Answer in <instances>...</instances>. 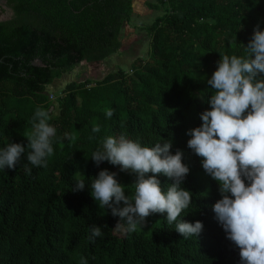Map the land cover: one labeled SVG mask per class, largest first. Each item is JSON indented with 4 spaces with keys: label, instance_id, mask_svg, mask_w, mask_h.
I'll use <instances>...</instances> for the list:
<instances>
[{
    "label": "trees",
    "instance_id": "trees-1",
    "mask_svg": "<svg viewBox=\"0 0 264 264\" xmlns=\"http://www.w3.org/2000/svg\"><path fill=\"white\" fill-rule=\"evenodd\" d=\"M4 1L13 17L0 22V147L27 146L37 107L49 112L57 133L47 167L28 164L26 148L20 163L0 171V264H80L81 257L88 264H242L239 248L214 218L218 184L187 147L186 131L209 108L207 80L220 57L244 55L254 28H264V0H157L149 7L165 10L148 29L149 60L93 87L69 84L58 114L47 88L78 65L102 63L120 51L133 1ZM97 124L101 131L92 133ZM121 135L149 147L170 140L171 154L183 153L190 171L182 187L192 202L181 217L202 222L197 237H181L161 213L135 231L115 233L119 217L93 200L92 179L102 169L114 171L132 195L136 177L107 161L97 165L91 154L105 137ZM157 178L166 191L172 181ZM80 180L85 188L74 190ZM94 225L104 234L90 241Z\"/></svg>",
    "mask_w": 264,
    "mask_h": 264
},
{
    "label": "clouds",
    "instance_id": "clouds-1",
    "mask_svg": "<svg viewBox=\"0 0 264 264\" xmlns=\"http://www.w3.org/2000/svg\"><path fill=\"white\" fill-rule=\"evenodd\" d=\"M207 83L213 90L209 108L200 113L201 124L186 131L187 147L202 158V169L218 184L221 198L212 205L214 218L239 248L242 264H264V28H254L244 55L220 57ZM105 115L111 118L114 111L109 109ZM51 118L47 110L37 107L27 146L9 142L0 147V171L20 163L26 148L28 164L47 167L57 133ZM91 131L99 133L101 128L97 124ZM171 146L170 140L149 147L123 135L107 136L92 152L97 165L107 161L135 174L132 195L125 194L117 173L108 169L100 170L90 185L93 200L119 217L117 224H125L128 231L144 227L145 218L153 213L165 214L168 224L175 222L181 237H197L203 230L201 221L181 217L192 202L191 192L182 187L190 169L182 162L180 150L171 154ZM148 173L152 175L146 177ZM157 174L172 181L166 191ZM85 185L84 180L76 181L74 190ZM103 234L102 227L94 225L89 240ZM80 264L88 260L81 257Z\"/></svg>",
    "mask_w": 264,
    "mask_h": 264
},
{
    "label": "rangeland",
    "instance_id": "rangeland-1",
    "mask_svg": "<svg viewBox=\"0 0 264 264\" xmlns=\"http://www.w3.org/2000/svg\"><path fill=\"white\" fill-rule=\"evenodd\" d=\"M133 11L129 22L123 25L120 40L122 48L120 51L102 63L80 64L74 70L64 74L46 90L49 100L53 104L55 114H58V101L65 95V88L71 83L89 82L90 87L107 75L122 70L131 74V67L136 60L146 62L149 60L150 35L148 29L155 19L162 16L164 7L160 10L151 9L149 5L155 6L157 0H132ZM13 17L12 10L6 6L4 0H0V22H6ZM139 227V226H138ZM127 232V226L120 223L115 233L123 236Z\"/></svg>",
    "mask_w": 264,
    "mask_h": 264
}]
</instances>
